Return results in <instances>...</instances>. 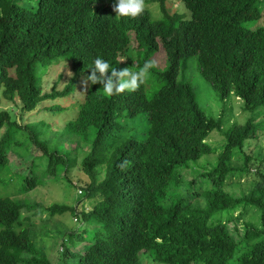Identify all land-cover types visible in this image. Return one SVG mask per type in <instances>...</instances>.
I'll list each match as a JSON object with an SVG mask.
<instances>
[{
  "label": "trees",
  "instance_id": "obj_1",
  "mask_svg": "<svg viewBox=\"0 0 264 264\" xmlns=\"http://www.w3.org/2000/svg\"><path fill=\"white\" fill-rule=\"evenodd\" d=\"M158 1L159 17L144 7L133 18L117 17L114 0H0V95L20 112L18 121L0 110V187L12 182L28 193L47 176L59 181L73 167L82 170L75 205L47 207L51 216L70 211L80 222L59 232L60 264H264V156L246 148L264 135V120L257 121L264 114V25H249L263 11L257 0H180L186 12L171 13L167 0ZM158 51L167 55L165 66L150 68L135 91L104 96L87 81L98 56L110 69L138 72ZM192 57L220 99L234 95L254 114L223 132L216 162L207 159L187 179L191 161L217 151L209 135L223 125L187 78ZM55 64L71 74L45 91ZM65 98L73 99L67 107ZM66 108L71 116L60 134L68 138L59 142L48 133ZM11 153L29 160L26 170L14 169ZM252 158L260 161L252 188L226 190L230 177L250 172ZM37 205L45 206L1 188L0 264H52L23 213Z\"/></svg>",
  "mask_w": 264,
  "mask_h": 264
},
{
  "label": "rangeland",
  "instance_id": "obj_2",
  "mask_svg": "<svg viewBox=\"0 0 264 264\" xmlns=\"http://www.w3.org/2000/svg\"><path fill=\"white\" fill-rule=\"evenodd\" d=\"M260 4V7L263 11L262 17L259 20L251 21L249 25L253 28L264 25V0H257ZM144 7L149 9L151 13L155 17H159L161 15V10L159 6L158 0L153 1H144ZM167 6L171 13L178 11V12H186V9L181 3L180 0H167ZM188 17L190 16V12L188 11ZM135 46L136 43L133 42ZM167 55L164 51H158L153 56V61L155 62L156 66L164 67L166 64ZM48 74L45 76L46 79L53 78L51 80V84L45 87V91H51L53 85L52 81H56L58 77L69 76L71 74L70 69L65 66V64H55L54 66H50L48 69ZM187 78L191 81L196 97L201 104V106L206 110L207 114L211 117H222L223 125L221 129H215L209 135V141L213 148L217 149L216 152L212 154H206L200 158L197 162H190L191 168H186L183 170V175L187 179H192L194 175H197L195 171L200 169V167H206L208 165L207 159L209 161L217 160L218 151L222 148L225 142V136L223 132L227 131L233 124L235 123H244L249 117L253 116V112H244L242 110V101L238 99L234 95H230L225 100L219 98L217 92L211 86V84L201 76V74L197 70V60L195 57H192L188 62V69L186 72ZM53 84V85H52ZM64 85V80H59L57 82V88L61 89ZM79 96L81 94H78ZM1 106L0 110H8L11 112L13 116L16 117V120L19 121V106L6 99H3L0 95ZM73 99H63L61 103L64 106L70 105ZM17 105V106H16ZM257 114V112L255 113ZM71 113L69 110H62L60 114H56L51 120L57 121L55 124L54 130H50L48 136H51L52 139L58 138L59 142L61 140L68 138L60 134V129L64 126L65 122L70 118ZM264 120V114H260L257 117L258 122H262ZM264 128V125L262 126ZM5 130V128L3 129ZM57 130V131H56ZM56 131V132H55ZM77 141V140H76ZM76 143L69 144L70 147H74ZM81 149H85L86 145H80ZM247 150L253 152L255 156H264V135L258 139H251L246 143ZM254 156V158H255ZM77 160V165L80 164V161L83 157L82 151L75 155ZM10 162L14 166L15 170L23 171L26 170V167L29 166V160L21 159L17 154L11 153L9 154ZM254 158H252L254 160ZM242 159H238L235 163L240 164ZM252 160V161H253ZM254 163L250 166V172L242 175L240 178L237 176H232L229 178L230 183L227 185L226 190L230 192H235L238 195L243 193H247L253 186L254 178L256 177V166L260 161L255 159ZM259 165V164H258ZM194 167L196 169H194ZM262 170L264 171V165ZM237 174V173H235ZM83 173L79 167H73L68 172V179L53 181L52 177L47 176L46 182L44 186L38 187L35 190H32L28 193L19 192L17 189V185L8 186H1L4 190H8L11 192L12 196L15 198L25 199L28 198L32 202H40L45 206L37 205L35 208L27 211H23L24 215H31L32 222L35 223L34 232H35V242L39 249H41L42 253L51 261L52 264H60V245L62 236L59 235L60 231L63 230H75L78 225H80L79 220L76 221L74 215L70 212L64 213H57L52 215L48 212L47 207L49 205L55 203H65L68 205H75L77 198L81 195L79 188L76 186V183L80 178H82ZM77 187V188H76ZM238 211H236V214ZM46 223V228H43V224ZM82 225V224H81ZM47 231L49 234H46ZM83 244L75 247V250H81ZM149 264H155L154 262L150 261Z\"/></svg>",
  "mask_w": 264,
  "mask_h": 264
},
{
  "label": "clouds",
  "instance_id": "obj_3",
  "mask_svg": "<svg viewBox=\"0 0 264 264\" xmlns=\"http://www.w3.org/2000/svg\"><path fill=\"white\" fill-rule=\"evenodd\" d=\"M144 9L143 0H114L113 11L117 17H136ZM87 81L91 85L99 83L104 96H112L122 92L135 91L142 83L150 68L155 67L154 61H146L138 72L127 67L111 68L107 60L96 57L92 62Z\"/></svg>",
  "mask_w": 264,
  "mask_h": 264
}]
</instances>
